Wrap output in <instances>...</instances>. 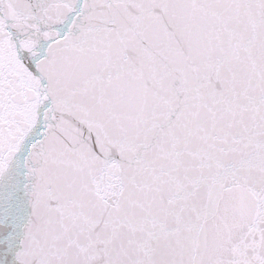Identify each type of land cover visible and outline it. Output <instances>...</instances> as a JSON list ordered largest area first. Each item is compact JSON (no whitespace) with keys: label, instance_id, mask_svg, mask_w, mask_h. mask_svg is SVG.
Returning a JSON list of instances; mask_svg holds the SVG:
<instances>
[{"label":"snow or ice","instance_id":"obj_1","mask_svg":"<svg viewBox=\"0 0 264 264\" xmlns=\"http://www.w3.org/2000/svg\"><path fill=\"white\" fill-rule=\"evenodd\" d=\"M0 264H264V0H0Z\"/></svg>","mask_w":264,"mask_h":264}]
</instances>
